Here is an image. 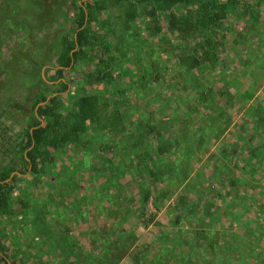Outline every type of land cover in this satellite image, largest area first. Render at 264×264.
Returning a JSON list of instances; mask_svg holds the SVG:
<instances>
[{"label":"rangeland","instance_id":"obj_1","mask_svg":"<svg viewBox=\"0 0 264 264\" xmlns=\"http://www.w3.org/2000/svg\"><path fill=\"white\" fill-rule=\"evenodd\" d=\"M80 2L0 0V172L8 171L10 177L21 175L10 192L12 215L0 216V264H28L30 258L39 257L45 235L44 239H50L54 246L62 245L68 253L71 248L77 249L75 257L67 256L69 260L73 257L76 264H210L216 262V251L208 247L210 241L222 252H217L222 258L217 264H264V0H232L233 14L221 31L226 33L224 67L215 78L205 73L200 77L199 73L200 90L214 83L216 90L224 85L228 93L222 98L215 95L203 107L195 106V87L183 93L176 85L166 87L179 70L170 53H157L161 39L169 36L167 32L146 39L145 33H137L128 42L131 62L120 67L125 73L114 83L90 89L124 100L127 107L122 109V121L88 131L83 138L86 154L78 148L82 142L77 148L69 146L56 166L34 184L30 173H18L19 144L35 113L38 92L47 88L52 92L59 82L52 79L51 70L56 67L61 37L73 32L72 19ZM244 12L248 13L243 17ZM124 36L120 32L112 42H124ZM154 58L167 68L166 78L154 84L151 93L133 81L151 73L149 61ZM92 67L79 63L75 69L66 70L70 87L61 96L69 105L88 90L84 76ZM185 77L192 82L193 74L185 73L183 80ZM192 115L199 120H192ZM228 117L235 125L236 120H250L246 130L235 127L236 147L240 148V143L246 148L262 146L251 156V162L241 155L249 163L236 170L240 179L234 186L230 184V166L225 163L228 154L218 146L231 126L226 125ZM140 118L153 123L166 120L164 126H172L168 122L177 126L175 130L173 126L162 130L172 151L169 149L165 156L158 153L162 141L155 133L136 145L133 131ZM182 118L188 126L184 127L186 131L179 128ZM146 152L153 153L154 159L141 162ZM112 156L115 169L101 176L102 170H108ZM232 158L236 162L238 157ZM150 169L163 173L158 178L163 191L168 192L167 200L176 206V193L188 198L186 207H177L181 217L177 228L179 232L186 229V235H176V242L180 237L178 247L174 241L164 242L170 245L169 252L164 246H154L165 251L153 263L149 262L152 257L140 255L148 249L140 237L161 226L149 223L163 208L154 195L146 204L139 203L141 197L135 198L125 181L133 176L139 181V192L146 186L154 189L158 183L149 181ZM81 221L87 223L84 229L91 235L86 240L95 245L91 253L85 254L81 247L88 236L78 226ZM76 235L80 239L75 240ZM67 259H63L65 263Z\"/></svg>","mask_w":264,"mask_h":264},{"label":"trees","instance_id":"obj_2","mask_svg":"<svg viewBox=\"0 0 264 264\" xmlns=\"http://www.w3.org/2000/svg\"><path fill=\"white\" fill-rule=\"evenodd\" d=\"M80 1L72 19L73 32L72 34L66 33L61 37L59 52L56 57V67L51 70L52 79L59 80V82L54 85L52 92L49 88L38 92L33 106L36 108L35 113L29 124L24 128L22 140L19 144L21 157L17 166L18 173H30L34 184L38 183L42 176L48 174L50 168L56 166L57 161L60 159V154L66 152L69 146L77 148L82 142L83 145L78 148L86 154L87 151H84L86 149V146H84L86 140H83V138L88 131L104 129L112 121L115 123L122 121V109L127 107L125 101L112 99L104 92H92L90 89L96 85H109L114 83L117 77L119 78L120 74L124 72L120 70V67L124 63L131 62L129 60L128 50L130 48L128 42L135 35H139L137 33H145L146 37H143V39L158 36L163 30L169 35L161 39L160 50L158 49L157 51L160 55L162 53L165 55L170 53L179 69L177 76L172 75L170 83L166 85L168 89L176 85L178 92L180 93L181 91L183 93L195 87L196 97L193 99L197 108L210 103L214 100L215 95L222 98L225 93H228L224 85L216 90L214 83L206 85L205 89L200 90L199 73L200 77L201 74L205 73L211 74L215 78L224 67L222 65L226 60L223 59L222 55L225 54L224 50L226 49L224 47L226 33L221 31L228 16L233 14L234 6L232 7V4L234 3L232 0ZM247 13L244 12L243 17ZM136 23L139 26H136ZM120 32L125 35L124 42L121 39H117L115 43L112 42V38L119 35ZM128 34H131L130 38ZM149 62L151 73L142 74L133 81V84L137 83L138 88L153 93L155 89L153 85L159 84L161 80L166 78L164 69L167 66L159 63L155 58L150 59ZM79 63L93 66L84 76V86L88 87V90L78 95L74 102L69 105L61 96L70 87V83L65 78V72L67 69H75ZM185 73L190 74V76L193 74L192 82L186 81V77L183 80ZM223 77H226V75ZM223 102L224 100L217 102V104L220 105ZM219 105L217 106L219 107ZM205 111L207 113V110ZM192 118V120H199V117L195 115H192ZM184 119L182 118L183 125L179 126V128L186 131L187 128L184 127L188 126ZM238 121L237 125L241 130L249 128V118ZM175 122L178 123V119ZM232 122L233 118L228 117L226 125L228 126ZM164 123H167V121L160 120L157 123H153L147 118H140L133 131L136 145L141 144L154 133L167 145L162 132L165 129L164 127H166ZM168 123L175 130L177 126H174L171 122ZM261 127L264 131V125ZM162 142L158 147V153L165 156L168 150L172 151L173 148H169V145L166 146ZM170 147H173V145ZM239 147L234 146L226 150V154H228L226 156L229 157L228 160L231 157H238L236 161L238 163L233 161V165L231 162L227 164V166H230V184L233 186L240 179L236 170L238 168L242 170L249 163L243 161L241 155L245 154L248 156L247 161L251 162V156L256 155L255 153L262 146L257 145L246 148L240 143ZM108 148L111 150V145H108ZM243 151L245 153H242ZM153 156V153L146 152L144 155L145 159L142 161L146 162ZM114 157L109 158V168L108 170H102L101 176L115 169V165L113 166L115 163L112 162ZM240 165L241 167H238ZM119 173L123 174L122 171ZM148 173L153 183L158 182V176L163 174L162 171V174H160L159 171L154 169H150ZM20 176L15 174L10 177L8 171L0 172L1 217L11 216L13 213L10 192L17 180L20 179ZM236 189H238L237 186ZM215 192L221 196L219 191ZM139 193H141V204H146L151 197V190L148 187H144L140 189ZM163 199H166V194H160L156 201L160 202ZM186 199H188L187 195L179 194L176 207H186ZM208 247L216 251V262L219 263L222 260L219 256L220 253L217 254L218 250L221 252L220 249H216L214 241L208 242ZM216 262L210 264H217Z\"/></svg>","mask_w":264,"mask_h":264},{"label":"crops","instance_id":"obj_3","mask_svg":"<svg viewBox=\"0 0 264 264\" xmlns=\"http://www.w3.org/2000/svg\"><path fill=\"white\" fill-rule=\"evenodd\" d=\"M236 122H239V121L236 120ZM235 127H236V125H235V123L233 121L231 123L230 128L227 129L228 131L226 130L223 133L222 137L219 139L218 146H220L221 149H222V151H224V152H226L227 149H229L231 147H234L235 146L234 143L238 142L237 141L238 140L237 139L238 133L235 132ZM224 141H226V142L224 143ZM151 159H154V156ZM233 161L234 160L231 157V159L225 160V163L228 164L229 162H231V164L233 165L234 164ZM141 162H143V161H141ZM219 165L222 167L221 163ZM209 166L210 165H208V167ZM208 169H210V168H208ZM209 172L210 171L206 172V177L208 176V173ZM191 175H194V174L192 173ZM208 178L210 179V177H208ZM129 179L130 180H128V179L125 180L126 181V186H127L126 188H127V190L132 191L133 194L135 195L134 196L135 198H137V197L140 198V195H138V193H139V191H138L139 190V181H137V178H135L133 176H130ZM151 180L152 179L150 177L149 178V181L151 182ZM133 181H134V183H136L135 185H133ZM157 183H158V185L154 189H151L150 187H148L151 190V196L154 195L153 196L154 199L155 198H158L160 196V194H162V195L163 194L168 195V192L163 191L162 187L160 186V179H159V181ZM161 192H165V193H161ZM179 194H181V193H178V194L176 193V195H177L176 197H178ZM140 200H139V203H140ZM171 201L172 200H170V199L169 200H167V199L161 200L159 204H161V208H163L162 210L163 211H166V212H163L162 211L154 219V222L149 223V224L154 225V223L158 222V224H160L161 226L155 227L153 230H155V229L156 230L155 231H152L150 234H148L147 232H145L140 237V240L141 241L142 240H145L146 241V242H143V243L148 248V249L144 250L143 252H141L140 255L143 258H146V259H149V258L152 257L149 260L150 263H153L155 260H157L158 257H159V255H160V253L163 252V251H165L164 249L163 250H160V247L161 246H162V248H163V246H164V248H168L166 251L169 252L170 245L167 246L165 243H168V241H174L175 242V246L178 247L179 246L178 245V241H180V237L177 236V240L178 241L176 242V235L177 234L179 236L183 235V237L186 235V229H183V232H179V230L177 228V227H179V225L177 226V223L180 224V222H181L180 221V218L181 217L179 218L180 215L177 212V207L178 206L176 207L175 206V203L174 202H171ZM84 210H86V209H84ZM105 219L107 221H109V218L106 217V216H105ZM106 220H105V222H106ZM86 224L87 223H85V221L78 222V226L82 230H84V235H86V234L88 235V236H85V238H83L82 245L81 244H78V245H81V247L84 250V253L85 254L88 253V252L91 253L90 251H93L94 246H95V245L90 244V241L89 240L91 238L90 237L91 235H89L88 230L85 231V229H84V227H85ZM88 225H89V223H88ZM125 226H128V225H125ZM45 227H46V225H45ZM125 229H128V228H125ZM45 230H47V228ZM50 230H52V229L50 228ZM165 232H166V234H165ZM188 234H190V233H188ZM46 236H48V235L43 236V240L41 241V247H40L39 253H38L39 254V257L30 258V261H28L29 262L28 264H64L65 262H64L63 259H67V256L68 255L75 257V254H76L75 252L78 251L77 249L75 250V248H71L69 250V253H68L67 252V249H65L62 245H55L54 246V245L51 244L52 241L50 239H47V238L44 239V237H46ZM88 238H89V240H86ZM76 239H80V238L76 235L75 240ZM186 240L187 239L184 238V242H186ZM183 245H185V243H183ZM74 246H75V244H74ZM154 246H160V247L154 249ZM180 246H181V244H180ZM177 247H175V248L177 249ZM30 249L33 250L32 248H30ZM176 249H174V251H172V253L176 252ZM149 250L151 252H149ZM32 253H35V251H33ZM76 263L77 262L72 257L70 260L67 259V261H66L65 264H76Z\"/></svg>","mask_w":264,"mask_h":264}]
</instances>
